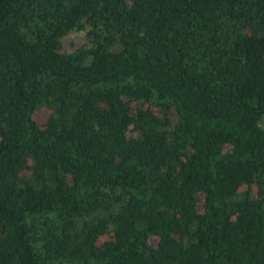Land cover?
Here are the masks:
<instances>
[{"label":"trees","instance_id":"1","mask_svg":"<svg viewBox=\"0 0 264 264\" xmlns=\"http://www.w3.org/2000/svg\"><path fill=\"white\" fill-rule=\"evenodd\" d=\"M0 264H264V0H0Z\"/></svg>","mask_w":264,"mask_h":264},{"label":"rangeland","instance_id":"2","mask_svg":"<svg viewBox=\"0 0 264 264\" xmlns=\"http://www.w3.org/2000/svg\"><path fill=\"white\" fill-rule=\"evenodd\" d=\"M84 42V33H72L68 35L63 41V46L65 51H72L76 47L80 46ZM35 120L39 124H43L48 119V113L46 111H41L35 114Z\"/></svg>","mask_w":264,"mask_h":264}]
</instances>
